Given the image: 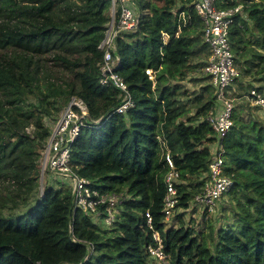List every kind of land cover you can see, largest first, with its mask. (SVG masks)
Returning <instances> with one entry per match:
<instances>
[{"label": "trees", "instance_id": "16d2710c", "mask_svg": "<svg viewBox=\"0 0 264 264\" xmlns=\"http://www.w3.org/2000/svg\"><path fill=\"white\" fill-rule=\"evenodd\" d=\"M131 1L139 25L117 38L116 72L133 106L121 114L114 112L119 91L98 82L108 0H0V264H161L147 251L153 240L146 211L168 264H264V120H245L233 109L232 127L219 142L223 173L233 180L225 221L214 224L204 210L201 229L186 226L184 212L201 190L218 142L205 121L217 106L202 72L209 50L193 0ZM219 5H240L245 15L229 27L241 74L237 88L247 87L248 96L252 89L262 93L242 80L264 81V0ZM199 67L209 82L190 95L183 81ZM72 97L86 104L91 122H100L72 143L74 171L126 197L105 228L73 209L69 189L46 183L39 191L45 122ZM160 139L181 181L176 211L183 212L168 223Z\"/></svg>", "mask_w": 264, "mask_h": 264}, {"label": "built area", "instance_id": "2783aa9c", "mask_svg": "<svg viewBox=\"0 0 264 264\" xmlns=\"http://www.w3.org/2000/svg\"><path fill=\"white\" fill-rule=\"evenodd\" d=\"M108 1L110 2L109 21L98 45V49L102 52L98 82L102 87H113L119 91L120 104L114 112L125 114L133 106V100L126 83L116 72L120 65L117 38L122 32L137 30L140 14L131 0ZM219 4L220 0H193V9L202 25V41L209 50L203 74L214 86L217 101V106L210 108L205 121L212 128L218 142L213 149L208 175L203 180L200 192L192 201L194 206L202 207L207 213L214 211L217 202L233 186V180L223 173V160L220 156L222 150L219 142L232 127L234 104L225 93V89L230 88L241 77L234 64L230 48L229 27L236 15L245 17L240 5L220 7ZM145 73L150 80H153L150 70H146ZM249 101L264 109V98L255 89L250 91ZM45 125L49 135L42 151L40 193L43 192L47 177V182L51 186L63 187L71 191L74 210L85 211L94 222L102 219L104 225H112L121 203L126 199L125 195L96 188L90 180L80 177L71 163L72 143L83 129L98 128L100 122H91L86 104L81 99L72 97L55 117L46 120ZM160 145L162 157L167 166L164 176L165 195L162 213L163 221L168 223L176 210L177 186L181 184V181L165 141L160 139ZM145 218L153 240V243L147 246V251L152 259L161 264H168V255L164 251L162 238L152 227V219L147 211Z\"/></svg>", "mask_w": 264, "mask_h": 264}, {"label": "rangeland", "instance_id": "374dc122", "mask_svg": "<svg viewBox=\"0 0 264 264\" xmlns=\"http://www.w3.org/2000/svg\"><path fill=\"white\" fill-rule=\"evenodd\" d=\"M202 72H201V67H199V69H197L195 72H190L187 75V78L183 81V85L188 89V94L191 95L193 90L195 92H197L199 85L203 86L209 82L207 79H205ZM193 78L204 79V80L201 83L197 82V84L193 85L191 82V80ZM240 79H241V77H240ZM199 81H201V80H199ZM244 81H245V84L248 83L250 86L260 87L261 92H262V93H260V95H261V97L264 98V96H263L264 95V81L258 82L256 80H254V78H243L242 82H244ZM237 84L234 83L230 88L225 89V93L227 94V96H228V94H233L232 97H230V96L229 97L233 100L234 108L235 109L240 108L239 114L241 116H243L245 118V120H249V119L254 120L255 118L258 120V119H260L259 117H261L264 120V109H262L260 107L256 108L255 104L251 103L249 101L248 88L243 87L242 89H238ZM248 102H250V103L248 104ZM213 149H214V147H213ZM45 181H46V183H48L47 177L45 178ZM225 195H226V193L223 195L224 197L217 202L216 206L214 207V211L209 213V215H208L211 217V220L213 221L214 224H221L225 221V219H224L225 213L222 212L223 209L228 208L227 197H225ZM203 211H204V209L202 207H196L191 202L188 210H186V212H184L185 214H184L183 221H184L185 225L188 226V225L193 224L194 226L193 225L192 226L195 227L197 230L201 229L203 227V220H204V218H202ZM176 212L180 213V212H183V210L181 208H179V209H177ZM207 218H208L207 215H205V220ZM97 224L101 228H105L102 219H99L97 221Z\"/></svg>", "mask_w": 264, "mask_h": 264}]
</instances>
